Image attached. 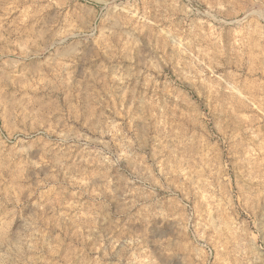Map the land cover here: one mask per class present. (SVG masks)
<instances>
[{"label": "rangeland", "instance_id": "1", "mask_svg": "<svg viewBox=\"0 0 264 264\" xmlns=\"http://www.w3.org/2000/svg\"><path fill=\"white\" fill-rule=\"evenodd\" d=\"M0 264H264V0H0Z\"/></svg>", "mask_w": 264, "mask_h": 264}]
</instances>
